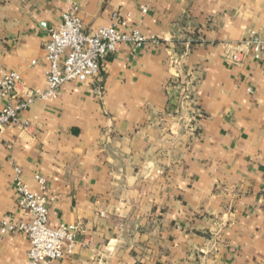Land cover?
Listing matches in <instances>:
<instances>
[{
  "label": "crops",
  "instance_id": "1",
  "mask_svg": "<svg viewBox=\"0 0 264 264\" xmlns=\"http://www.w3.org/2000/svg\"><path fill=\"white\" fill-rule=\"evenodd\" d=\"M71 1L86 31L124 21L157 42L119 43L95 78L36 98ZM250 33L264 34V0H0V74H20L0 109L33 98L0 130V221L29 220L19 169L51 227L78 226L55 264H264V63L226 58ZM28 247L0 233V264Z\"/></svg>",
  "mask_w": 264,
  "mask_h": 264
},
{
  "label": "built area",
  "instance_id": "2",
  "mask_svg": "<svg viewBox=\"0 0 264 264\" xmlns=\"http://www.w3.org/2000/svg\"><path fill=\"white\" fill-rule=\"evenodd\" d=\"M145 10L144 8L142 9ZM78 6L69 2L62 13L59 24L49 30V39L45 44L48 69L46 87L36 91L35 97L48 99L54 97L60 86L68 81L84 82L93 79L99 73L101 62L114 52L117 44L125 43L140 46L147 39L156 43L154 35L146 36L137 29L123 30L117 27L126 23L119 21L108 26H99L86 31L77 14ZM232 64H240L246 59L264 63V34L250 33L233 44V50L226 56ZM20 82L16 70H4L0 74V97L15 98V90ZM103 86L96 84L94 93L102 97ZM33 98L9 101L0 109V130L5 127L20 125L19 113ZM28 125L27 122L23 123ZM34 179L40 190L44 189V178L35 174ZM16 202L28 215V221L16 222L12 216L0 221V233L21 231L29 240L24 264H55L66 254L72 253L74 238L78 231L76 224H60L51 227L47 221L46 197L38 190H32L20 177L16 169L14 177Z\"/></svg>",
  "mask_w": 264,
  "mask_h": 264
}]
</instances>
